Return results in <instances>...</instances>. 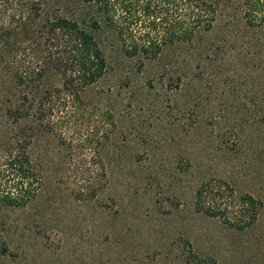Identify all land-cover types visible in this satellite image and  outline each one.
<instances>
[{
  "label": "rangeland",
  "instance_id": "rangeland-1",
  "mask_svg": "<svg viewBox=\"0 0 264 264\" xmlns=\"http://www.w3.org/2000/svg\"><path fill=\"white\" fill-rule=\"evenodd\" d=\"M212 2L217 27L241 17L244 0ZM164 21L160 31L174 18ZM246 61L235 56L240 67ZM112 76L86 89L83 104L54 100L42 127L7 117L10 79L0 71V160L25 125L38 176L29 202L12 207L1 199L17 193L15 179L0 178V264H192L191 255L197 264H264V124L241 128L223 119L218 128L200 120L197 127L183 108L187 90L149 88L137 74L139 83L121 93ZM58 85L54 75L41 83ZM227 125L236 132L222 140L218 129ZM201 185L209 186L208 202L230 206L232 223L248 216L238 200H260L254 223L239 229L197 212Z\"/></svg>",
  "mask_w": 264,
  "mask_h": 264
},
{
  "label": "trees",
  "instance_id": "trees-1",
  "mask_svg": "<svg viewBox=\"0 0 264 264\" xmlns=\"http://www.w3.org/2000/svg\"><path fill=\"white\" fill-rule=\"evenodd\" d=\"M241 10L240 18L234 16L219 28L212 0H0V71L10 79L4 88L6 115L17 124L34 119L44 127L54 100L70 96L83 104L84 91L111 74L114 88L123 93L139 83L141 74L149 88L157 82L176 94L187 90L183 108L197 127L205 120L219 128L228 119L241 128H260L264 0H244ZM171 17L172 27L160 31ZM235 56L246 59V66H238ZM52 75L60 85L42 88ZM214 99L217 106L210 107ZM230 126L218 129L222 140L236 132ZM16 132L0 160V178L12 173L18 189L1 199L11 207L26 205L38 180L26 151L32 129L22 125ZM208 190L201 185L195 191L197 212L239 229L254 223L260 200L252 195L238 200L237 207H245L248 216L240 212L232 223L230 206L208 202ZM198 260L191 255L192 264Z\"/></svg>",
  "mask_w": 264,
  "mask_h": 264
}]
</instances>
